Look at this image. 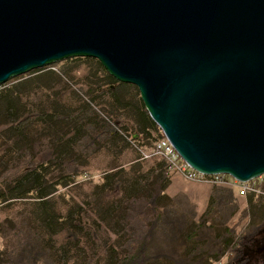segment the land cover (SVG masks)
Listing matches in <instances>:
<instances>
[{"label":"trees","instance_id":"16d2710c","mask_svg":"<svg viewBox=\"0 0 264 264\" xmlns=\"http://www.w3.org/2000/svg\"><path fill=\"white\" fill-rule=\"evenodd\" d=\"M96 62L102 74L87 77L84 93L72 88L77 98L73 103L65 86L78 67L53 69L61 62L0 85V166L5 169L0 174V200L34 199V209L27 206L24 214L29 239L19 252L13 251L8 263L25 264L30 257L33 264L40 259L45 264H71L75 257V264H222L228 256L226 264H242L244 248L264 231V182L261 193L248 194L246 216L251 220L240 234L228 223L239 208L234 195L217 188L198 219L189 209L175 218V198L166 193L171 180L164 158L149 167L140 161L129 169L115 165L95 185L87 203H74L66 214L56 210L51 195L75 182L87 167L84 158L110 144L132 139L144 147L145 139L156 143L164 137L141 96L131 93L137 87L119 82ZM34 88L42 93L37 105L26 101ZM64 92L65 101L59 95ZM120 110L124 112L118 114ZM9 254L0 250V259Z\"/></svg>","mask_w":264,"mask_h":264},{"label":"water","instance_id":"95a60500","mask_svg":"<svg viewBox=\"0 0 264 264\" xmlns=\"http://www.w3.org/2000/svg\"><path fill=\"white\" fill-rule=\"evenodd\" d=\"M94 58L206 175L264 176V0H0V85Z\"/></svg>","mask_w":264,"mask_h":264},{"label":"rangeland","instance_id":"374dc122","mask_svg":"<svg viewBox=\"0 0 264 264\" xmlns=\"http://www.w3.org/2000/svg\"><path fill=\"white\" fill-rule=\"evenodd\" d=\"M88 59L89 58H84L83 60L75 62L73 64L61 62L58 66L53 68L55 70H59L63 67H78V70L74 69L71 72V76L74 77L72 83L70 85L64 84L66 85V92H68L69 94V102L71 103H73L71 99H77L71 91L72 88L75 90L80 87L81 91L84 93V89L88 90L89 88L87 77L93 75L94 73L99 74L101 72L99 65L96 62L98 60L92 58L96 61H91ZM92 81L94 82V80ZM57 84L62 83L58 82ZM61 86H63V84ZM66 92L59 94L63 101L68 98L67 96H65ZM138 92V88L131 89V93H133V95L135 96L140 95V92L139 94ZM41 95L42 93L34 88L32 95H30V98H28L26 101L29 104L37 105L39 104V97ZM69 102L66 101V105H71ZM117 112L118 114H121L124 111L120 110ZM124 118L128 120L127 122H129V126L133 125L132 120L128 119L126 115L124 116ZM121 121L123 122L124 120ZM3 143L4 140L1 139L0 145H2ZM154 143L155 141L153 140L145 139V141L142 142V144H144L143 148L150 151ZM89 158L83 159V161L86 160L88 162L87 167H85L84 170H81L82 173L78 175L77 178H75L74 183H71V185L67 187L60 186L58 188V191L51 195L53 196L52 199L54 198L56 200L55 208L57 211L66 214L68 208L74 203H87L90 195L95 191V185H100L103 182V175L106 174V172L113 168V166L115 165L125 166L126 169H129L133 163L140 161L145 165V167H149L153 163L158 162L160 161V159H162L161 157L157 156H153L149 159H142L137 147L128 142V140L127 143L121 142L117 146L110 144L96 154L91 155ZM4 170L5 169H3V166H0V174L4 172ZM169 175L171 184L166 193L175 198L176 204L175 210H173L176 211L175 218L177 216L182 218L184 217L185 212L191 210L195 213V218L198 219L207 210L210 202H213L212 197L215 194V188H217L221 189L223 191V194L226 193L227 196L230 195V193H233L234 204L239 207L236 214L232 218H230V221H228V223H230L233 228H236L239 234L242 233L247 224L250 223L251 219L246 216V209L248 207V194L241 195L237 193V195L230 187L224 185H211L207 183H197L193 181L191 182L185 179L182 175L174 172H170ZM1 182L2 180L0 179V183ZM107 200L108 198H103V202H106ZM33 201L34 199L31 197L25 199L13 198L7 201L0 200V250L4 252H10V254L8 255L9 257L4 256L2 260L0 259V263L9 264L8 259L10 258L13 251L16 249L19 252L22 246L21 244L25 243L29 239L28 235L26 234V232L28 231H26L27 222L24 214L26 212L27 206L34 209ZM229 210L231 211L230 207ZM263 236L264 231L261 233L257 241L248 244V246L244 248L245 252L243 253H245V256L243 257L246 259L242 260V264H264V260H262L264 258V249L259 251L261 242H264ZM85 245V248L92 255L90 247L87 245V243ZM30 255L32 256V251L28 253V256ZM234 257L235 256H231V258ZM73 259L76 258L73 257ZM73 259L70 260L71 264H75ZM229 260L230 259L228 256L224 257L222 259V264H226ZM33 261L34 260L29 257L27 261L25 260V264H33ZM45 263L46 262L43 259H40L36 262V264ZM101 264H104V261H102Z\"/></svg>","mask_w":264,"mask_h":264},{"label":"built area","instance_id":"2783aa9c","mask_svg":"<svg viewBox=\"0 0 264 264\" xmlns=\"http://www.w3.org/2000/svg\"><path fill=\"white\" fill-rule=\"evenodd\" d=\"M130 143L137 147L142 159H149L153 156L164 158L168 163L170 172L178 173L191 182L228 186L241 195L259 194L263 191L261 184L264 182V176L249 182H240L226 174L206 175L196 171L180 156L165 136L160 138L150 151L138 146L132 139H130Z\"/></svg>","mask_w":264,"mask_h":264},{"label":"flooded vegetation","instance_id":"af4514ba","mask_svg":"<svg viewBox=\"0 0 264 264\" xmlns=\"http://www.w3.org/2000/svg\"><path fill=\"white\" fill-rule=\"evenodd\" d=\"M263 237H264V236H263ZM262 249H264V242H261V244H260V246H259V251L262 250ZM262 260H264V258H263Z\"/></svg>","mask_w":264,"mask_h":264},{"label":"crops","instance_id":"0c3cea01","mask_svg":"<svg viewBox=\"0 0 264 264\" xmlns=\"http://www.w3.org/2000/svg\"><path fill=\"white\" fill-rule=\"evenodd\" d=\"M169 186H170V185H169ZM168 188H169V187H168ZM168 188H167V189H168ZM166 192H167V190H166ZM167 194H168V193H167Z\"/></svg>","mask_w":264,"mask_h":264}]
</instances>
